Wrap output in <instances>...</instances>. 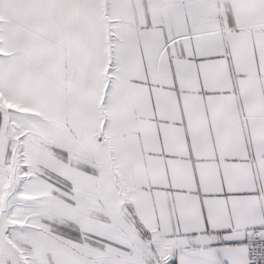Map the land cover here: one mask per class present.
Returning <instances> with one entry per match:
<instances>
[{
	"label": "snow or ice",
	"instance_id": "snow-or-ice-1",
	"mask_svg": "<svg viewBox=\"0 0 264 264\" xmlns=\"http://www.w3.org/2000/svg\"><path fill=\"white\" fill-rule=\"evenodd\" d=\"M0 264H264V0H0Z\"/></svg>",
	"mask_w": 264,
	"mask_h": 264
}]
</instances>
